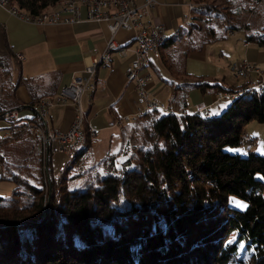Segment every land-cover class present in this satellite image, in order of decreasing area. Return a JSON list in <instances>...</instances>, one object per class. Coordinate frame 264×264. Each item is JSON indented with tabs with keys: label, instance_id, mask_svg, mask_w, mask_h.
Listing matches in <instances>:
<instances>
[{
	"label": "trees",
	"instance_id": "trees-1",
	"mask_svg": "<svg viewBox=\"0 0 264 264\" xmlns=\"http://www.w3.org/2000/svg\"><path fill=\"white\" fill-rule=\"evenodd\" d=\"M8 1L19 12L39 16L62 0ZM210 11L229 22L230 12L210 5L195 8L187 37L198 32L207 38L189 41L186 52L200 51L218 39L212 27L201 29L197 23ZM175 42L163 39L156 55ZM246 42L264 48V36L247 34ZM6 49L7 56L0 57V120L9 111H22L16 99L22 81L32 115L6 128L11 137L1 136L0 146L31 135L25 128L39 124V101L55 94L53 89L37 95L36 85L28 80L12 83V70L19 64ZM195 88L222 89L207 83ZM240 90L227 91L236 97L217 116L144 113L145 144H130L87 170L91 143L83 120V143L71 157V167L54 176L49 156L37 186L20 175L2 173L0 181L18 186L9 199L0 197V264H264V157L226 151L245 140L246 124L264 123V91ZM85 171L90 184L83 190L69 189L68 180ZM229 197L247 207L228 206Z\"/></svg>",
	"mask_w": 264,
	"mask_h": 264
},
{
	"label": "crops",
	"instance_id": "crops-1",
	"mask_svg": "<svg viewBox=\"0 0 264 264\" xmlns=\"http://www.w3.org/2000/svg\"><path fill=\"white\" fill-rule=\"evenodd\" d=\"M190 3H192L190 0H156V5L150 11V18L148 16L144 17L142 22L144 26L150 20L160 24L165 28V33L176 32L171 37L174 38L180 30L182 22L186 20L188 15L187 6ZM60 7L59 3L50 8L47 14L59 13ZM194 9L188 11L193 13ZM189 18L188 24L192 16ZM80 20V22L60 20L53 24H35L21 20L11 14L9 6L5 8L0 6V57L7 56L6 47L15 56L22 55L24 59L18 61L17 78L33 82L37 87V95L49 93L53 89L56 94L59 88L67 85L73 76H85V69L93 64V60L101 57L110 39V33L105 24L87 21L84 7L80 10ZM223 28L224 32L220 36H227L228 33L225 32V27ZM134 36L135 33L132 31L119 30L114 35V41L121 49L133 48L136 45ZM176 44L161 49L157 56L149 55V65L146 72L150 74V68L156 71L155 63L158 59H161L163 63H173L176 58L171 55ZM245 44L246 41L242 44L244 51L236 58V61L246 60L259 68L263 72L262 81L264 84V48L256 47L251 43H248L247 46ZM204 47L202 50L195 52L192 57L204 60ZM186 51L187 49L183 51L184 56L188 53ZM223 56L221 54V57ZM132 58L131 54L114 53L108 64L97 67L94 75V80L98 84L96 90L92 93H84L81 97V108L84 113V133L88 134V140L91 143L86 159L90 166H96L107 155H116L121 153L124 147L130 146L135 129L133 125L138 123L139 120H144L140 117L145 114L137 116L135 122L130 120L132 115L139 110H142V112L144 110L143 103L138 99L135 85L129 83L125 76V69ZM227 62L229 64L234 61ZM223 69L226 71L227 66L223 67L222 61H219L218 65L216 64L215 76H212L214 82L210 84L219 85L222 88L218 90L219 92L241 89L242 81L230 85L226 84L224 77H222L221 82L219 81L217 75L221 74L224 71ZM180 74L185 79L189 76L188 73ZM150 76L152 82L148 86L149 96L157 99L162 104L166 105L167 103L176 112L180 111L187 115H193L196 111L199 114L203 113L204 108H206L208 113L203 114H210V110H214L219 115L228 106L221 104L223 100L218 101L216 99L215 95L218 91L213 88L205 91L197 88L186 90V96H183L182 99L179 97V87L180 84L186 83L183 78H174L176 81H183V83H177L158 73V78L152 77L151 74ZM45 98H49L47 100L51 101V96ZM16 99L22 106V111L19 112L21 119L30 118L32 115V110L29 108L31 99L25 81H22V85L16 90ZM173 113L175 114V112ZM74 117L75 108L71 103L56 105L48 110L47 128L53 132H66L71 127ZM88 128L96 131V136L93 139L88 133ZM7 131L5 129L2 137L8 134ZM73 155L54 153L50 156V167L54 176L64 170L66 163L71 160Z\"/></svg>",
	"mask_w": 264,
	"mask_h": 264
},
{
	"label": "rangeland",
	"instance_id": "rangeland-1",
	"mask_svg": "<svg viewBox=\"0 0 264 264\" xmlns=\"http://www.w3.org/2000/svg\"><path fill=\"white\" fill-rule=\"evenodd\" d=\"M193 6H199L196 8L204 7L205 5H210L216 9H220L222 11L225 10L230 14H227L229 17V22H222L219 19L215 18V11H210L200 18L197 23L199 27L205 28L206 24L212 27L216 31V35L218 39L209 44L205 45L203 50V55L205 56L204 60L195 59L192 57L195 52H189L185 56L183 55V51L188 49L189 41L193 42H204L206 40V35L201 36L197 35V33H193L189 38L187 37V32L189 27L188 20L189 17L197 16L196 13H191L187 10L186 20L181 24L180 37L175 38V46L174 51L172 53V57L176 58L175 61L172 62H164L161 59L156 60L155 69L150 68V74L154 78H158L157 73L165 77L166 79L172 80L177 83H183V81L175 80L174 78H183L186 83L180 84L179 97L186 96V90L196 89L195 86L200 83H213V77L215 76L216 64L218 65L219 61H222L223 67L227 66V70L217 75L219 81L221 82L222 77L225 78L226 84H234L242 81H248V74L244 78H233L229 75L228 72V62L236 61V58L244 51L242 44L246 41L247 34L261 35L264 36V0H190ZM258 3L256 4V2ZM50 15V14H49ZM188 17V18H187ZM231 25L235 26V28L246 29L247 33L240 32L239 30L233 31L232 35L227 34L223 39L219 38L221 33L224 32V26ZM174 33L164 32L165 39L171 38L175 35ZM184 43V45H183ZM200 45V44H199ZM252 45L258 47L256 44ZM221 54L224 56L221 57ZM181 55V56H180ZM170 56V57H171ZM227 59V60H226ZM228 64V65H227ZM157 72V73H156ZM188 73L187 79L183 77L180 73ZM19 76V75H18ZM185 76V75H184ZM207 76V77H206ZM12 83H15L17 78V67H14L12 70ZM205 81V82H202ZM242 84V85H243ZM179 85V84H176ZM213 90V89H211ZM264 90V89H263ZM219 92V91H218ZM226 92V91H225ZM178 93V92H177ZM217 93V92H216ZM224 93V92H223ZM177 95V94H174ZM186 98V97H185ZM49 98H43V100ZM183 99V98H182ZM230 100H223L221 104L229 105ZM167 105V103H166ZM206 109V108H204ZM203 111V110H202ZM197 112V111H196ZM194 112L193 114H197ZM162 113V112H160ZM192 113V112H190ZM210 116H216L217 112L214 110H210ZM202 116H205L201 113ZM209 116V117H210ZM138 118V117H137ZM19 121V120H18ZM17 121V122H18ZM16 122V123H17ZM135 127L133 132V137L131 138V146L132 147H141L142 144H145L144 140V129L146 128L145 121L139 120L138 123L133 125ZM8 123L5 120H0V137L5 133V129L8 128ZM136 131V132H135ZM244 136L246 137L244 141L241 142V145L234 148H226V151L232 155H240L242 157H246L250 152H254L260 156L264 157V123H257L252 121L246 124L243 128ZM31 133V132H30ZM83 143V142H82ZM82 146V144H81ZM80 146V147H81ZM41 149V151H40ZM128 151V150H127ZM42 148L40 146L38 138L31 134L26 138L15 139L13 141H9L7 144L0 146V159L2 162L0 163V176H11V175H20L21 178H27L32 184H39V179L45 170V162L46 160L42 159L43 155ZM39 155L41 158V162H39ZM44 158V155H43ZM45 159V158H44ZM125 157L120 159L124 160ZM70 160V159H67ZM67 167H71V162L66 163ZM90 165L87 163L85 165V170L89 168ZM44 168V169H43ZM73 169L69 171L66 175L72 176ZM89 176V177H88ZM90 175L86 173L81 177L69 179L67 182V186L69 189H85L90 184ZM17 184L13 181L4 180L0 181V197L9 199L14 191L17 188ZM261 194L264 197V188L261 190ZM238 200L234 197L228 198V206L233 207L238 210H244L236 207L234 204L230 203L231 200ZM244 202V201H242ZM245 203V202H244ZM246 204V203H245ZM235 235H231L230 239H233Z\"/></svg>",
	"mask_w": 264,
	"mask_h": 264
},
{
	"label": "built area",
	"instance_id": "built-area-1",
	"mask_svg": "<svg viewBox=\"0 0 264 264\" xmlns=\"http://www.w3.org/2000/svg\"><path fill=\"white\" fill-rule=\"evenodd\" d=\"M156 5V0H133L123 4L105 3V5H98L93 2L76 3L73 1L70 4H62L59 13L48 15L44 20H31L29 15L15 14L13 9L0 0L1 7L9 6V12L21 20L32 22L35 24H53L60 20L67 22H80V10L86 9L87 21L94 23H103L107 26L110 33V39L107 42L106 49L100 58L93 60V64H108L114 53L120 52L122 55L131 54L133 56L130 64L125 69L126 80L133 83L136 88L138 99L143 103V108L159 107L162 109V114L166 112H175L177 115H184L183 112H176L171 106L162 104L155 98H151L148 94V86L152 82V78L146 68L149 65V55H154V47L160 39V34L165 32V28L151 20L144 26L142 18L149 17L150 11ZM188 10L191 11V6L188 4ZM228 34L232 35L231 27L227 26ZM132 31L135 33V47L133 48H119L114 41V35L119 31ZM240 32L246 33L244 27L239 29ZM248 43L246 42L245 46ZM155 56V55H154ZM18 61H23L22 55L15 56ZM93 64L85 69L84 77L73 76L69 83L59 88L58 92L51 96L50 104H43V98L39 101L37 106V117L39 124H29L25 130L34 134L40 143L41 147L46 149V161L48 157L54 153H63L65 155H73L77 148H80L82 139L79 134L78 113L81 104V97L84 93L94 92L97 87V81L94 80L96 71H93ZM229 75L236 79L239 73H248V81L244 82L240 91L247 89H256L259 91L264 89L263 72L255 65L246 60L234 61L228 66ZM233 92H217L216 99L230 100L234 97ZM71 103L75 108V117L71 127L66 132H53L47 128V114L50 108L56 105H65ZM203 113H208L204 109ZM137 116H142V110L130 117L131 122L137 120ZM20 113L18 110L7 112L2 120L12 125V120H20ZM96 136V131L91 128V139ZM11 136L5 134L3 139H9ZM46 169V166H45Z\"/></svg>",
	"mask_w": 264,
	"mask_h": 264
},
{
	"label": "bare ground",
	"instance_id": "bare-ground-1",
	"mask_svg": "<svg viewBox=\"0 0 264 264\" xmlns=\"http://www.w3.org/2000/svg\"><path fill=\"white\" fill-rule=\"evenodd\" d=\"M5 3L7 5H9L11 7V9H13L14 13L15 14H19V15H27V14H24L22 12H19L18 10H16L13 6L10 5L9 1L8 0H4ZM73 1H75L76 3H87V2H93V3H96L98 5H105V3H116V4H123L125 2H130V1H133V0H62L60 2V6L62 7V4H70L72 3ZM48 14L46 15H39V16H30L31 20H44L45 17H47ZM164 39V36H163V33L160 34V39H158V43L156 44V46L154 47V55H156V52H157V49L158 47L160 46V44L162 43ZM100 64H93V71H96L97 70V67L99 66ZM248 73H239V77H236L237 78H244ZM253 90H256V89H253ZM260 92H263L264 90L261 89L259 90ZM235 95L234 97L231 98V100L235 99ZM51 101L50 100H43V104H50ZM148 111H162V109H160L159 107H152V108H144L142 114L148 112ZM166 113H170V112H166ZM206 114V113H205ZM83 120H84V113H83V110L81 108V104H80V107H79V113H78V123H79V134H80V139L83 138V130H82V126H83ZM17 120H12V123L15 122ZM88 133L89 135L91 136V128H88ZM83 142V140H82ZM81 142V144H82ZM80 144V146H81ZM45 149V147H44ZM45 154H46V149H45ZM46 163V162H45Z\"/></svg>",
	"mask_w": 264,
	"mask_h": 264
},
{
	"label": "snow or ice",
	"instance_id": "snow-or-ice-1",
	"mask_svg": "<svg viewBox=\"0 0 264 264\" xmlns=\"http://www.w3.org/2000/svg\"><path fill=\"white\" fill-rule=\"evenodd\" d=\"M230 203L234 204L236 207L241 209H245L247 207V205L244 202L235 199L231 200Z\"/></svg>",
	"mask_w": 264,
	"mask_h": 264
}]
</instances>
